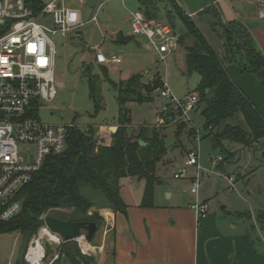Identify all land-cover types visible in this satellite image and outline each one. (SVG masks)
<instances>
[{"label": "trees", "instance_id": "1", "mask_svg": "<svg viewBox=\"0 0 264 264\" xmlns=\"http://www.w3.org/2000/svg\"><path fill=\"white\" fill-rule=\"evenodd\" d=\"M139 9L149 18L159 19L158 13L164 4H169L173 12L167 11L166 16L171 21L177 18L183 24L185 31L192 35L194 42L185 46V73L195 72L199 75V83L195 89L199 93V106H202L201 116L203 127L211 129L206 136L216 144L227 139L243 146H249L254 141L264 139V117L253 106L246 95L232 81L228 70L232 66H240L264 86V55L258 48L250 32L237 21H223L220 12L210 5L199 14L212 12L224 29L225 49L222 54L207 41L194 27L191 18L179 7L175 0H137ZM26 4L38 12L43 5L41 0H26ZM182 42V34L179 36ZM103 73L106 75V69ZM88 69V68H87ZM158 72L151 81L145 83L143 74H133L125 81L111 82L118 104L117 128L111 134L108 142H100L95 135L94 126L80 129L77 126L67 131L66 149L61 155L49 156L42 167L34 172L31 180L25 184L9 202L19 201L20 211L10 219L0 220V233L18 232L23 236L24 250L31 236L36 233L41 224L39 217L51 210L66 207L73 208L82 217L66 220H91L97 225L100 217L93 212L90 199L81 193L85 185L104 194L105 200L114 211H124L126 204L120 196L119 180L124 177H135L144 180L145 186L141 206L153 204L155 185L161 183V177L156 173V165L164 159L169 149L165 145L167 137L165 128H151L141 125L137 131H130L129 101H149L151 97H142L140 89L153 92L160 84ZM89 97L94 104V111L103 108V98L98 87V78L88 76ZM220 121H225L224 130L219 133ZM188 124L181 122L175 127L174 137L179 142V135L187 130V135L193 137L195 131ZM171 146V147H172ZM232 153L226 152L225 159ZM264 158V152H263ZM7 205L0 203V213ZM259 223L264 224V209L257 214ZM17 264H25L23 253ZM58 260L70 264H95L92 256L80 252L78 243L74 240L64 242L60 249ZM50 253L47 246L46 254Z\"/></svg>", "mask_w": 264, "mask_h": 264}, {"label": "crops", "instance_id": "2", "mask_svg": "<svg viewBox=\"0 0 264 264\" xmlns=\"http://www.w3.org/2000/svg\"><path fill=\"white\" fill-rule=\"evenodd\" d=\"M78 2L79 5H83L85 0ZM99 2L97 8L104 0ZM175 2L191 17L210 5L216 6L223 21L235 20L250 32L264 55V16L259 15L260 2L264 4V0H175ZM129 4L139 9L137 0H129ZM61 5L79 11L78 7L65 5L63 0ZM262 10L264 13V6ZM121 28L112 42L128 43L132 39L135 43L139 42L138 40L143 41L140 47L151 53L155 59L154 53L146 49L143 36L131 33L129 15L125 17ZM92 49L96 51L93 57L95 63H101L100 55L118 56L115 53H106V55L102 51V44ZM121 60L120 64H108L120 66L123 64V59ZM106 65L104 63L101 66L106 68ZM138 73H132L128 77ZM228 74L264 117V86L240 66L230 67ZM153 75L148 78H144L143 75V81L149 82ZM94 127L102 132L101 139L108 142L107 136L115 132L117 125L116 123L98 124ZM166 138L174 139L164 156V160L170 161V153L177 144L172 146L176 143L174 136L167 135ZM192 147L184 148L181 162L175 167V171L183 163L186 152ZM263 149L256 144L249 146L239 144L238 148L229 152L232 156L226 160L225 168L222 163L219 165L226 175L234 176V187L237 183H245V196L239 192L235 197L226 194V189L232 190V188L224 177L221 182L215 180L201 186L199 184L197 198L207 203L208 214L198 223L191 208L195 197L189 189L182 191L179 185L166 183L165 173H157L162 181L154 187L151 206L140 205L145 186L144 180L135 177L121 178L119 192L126 208L124 211H114L106 200L99 203L95 210L100 215V223L93 238L88 242V256L94 257L95 264H264V224L259 223L256 217L264 209V203L257 201L258 207L256 206L257 211H255L254 207H251L254 202L249 200L261 190V185L257 181L251 182L250 179L261 171L264 173ZM214 173L216 172L208 176ZM180 179H187L191 184V176ZM83 242L81 243L84 246ZM19 259L14 264H17ZM63 262L60 260L53 264H63Z\"/></svg>", "mask_w": 264, "mask_h": 264}, {"label": "built area", "instance_id": "3", "mask_svg": "<svg viewBox=\"0 0 264 264\" xmlns=\"http://www.w3.org/2000/svg\"><path fill=\"white\" fill-rule=\"evenodd\" d=\"M61 1L51 0L34 12L26 0H0V203L7 205L0 213V220L3 221L21 209L19 201L9 202L10 199L31 180L32 174L42 167L47 157L61 155L65 151L67 131L76 127L73 122L43 123L37 117L39 102L52 100L57 92L54 71L56 47L51 35L65 37L85 23H96V14L83 22L77 9L64 7ZM260 6L259 15L263 17V2H260ZM47 15L52 16L54 27L36 21L37 17ZM129 23L133 35L146 38L145 47L154 53L155 61L167 66L169 58L179 48L180 34L167 21L149 18L141 9L129 12ZM99 57L103 63L122 62L121 57L115 55ZM158 73L160 84L154 92H158L163 100L154 122L148 126L158 129L176 127L185 122L194 129L190 113L199 108V93L192 90L178 97L172 92L166 73ZM210 129L207 128L208 131ZM192 138L196 145L186 152L183 163L173 177L180 179L191 176L189 191L195 197L191 208L198 223L208 214L207 203L197 198L200 180L214 171L200 162L197 148L200 138L196 131ZM19 143L33 145L34 150L28 159L20 155ZM223 160L221 155L211 158L213 164ZM223 177L234 189V176L223 174ZM46 216L47 213H43L39 217L41 224L26 245L23 253L25 264H53L60 256L59 249L66 241L48 228ZM79 238L87 246H83ZM79 238L74 241L78 243L81 253L89 255V243L83 236ZM47 246L53 249L50 257L46 254Z\"/></svg>", "mask_w": 264, "mask_h": 264}, {"label": "rangeland", "instance_id": "4", "mask_svg": "<svg viewBox=\"0 0 264 264\" xmlns=\"http://www.w3.org/2000/svg\"><path fill=\"white\" fill-rule=\"evenodd\" d=\"M15 1L16 0H13V2ZM41 1L43 4H46L51 0ZM63 1L68 7L79 8L82 21L90 18L92 14H96V23H85L76 30L68 32L65 37H62L60 34L51 35V39L56 47L54 71L57 92L52 100L39 102L40 108L37 112L39 121L49 124H69L73 122L80 129L98 124L116 123L118 117V104L111 82L118 83L124 81L130 74L136 72L143 74L144 78L152 76L155 72H160L162 75L166 73L168 84L172 92L177 96H182L188 91L196 89L199 83V75L195 72L190 75L185 73V46L191 45L194 39L191 34L185 31L183 24L177 18H173L171 21L174 25V29L182 34V42L175 52L176 55L174 54V56L169 58L166 66L164 63L156 62L151 53L144 51L143 48L140 47L143 41L138 40V44L132 41L134 39L130 40L128 43L112 42L115 34L122 30L121 24L125 17L129 15V11L137 9L129 4V0L104 1L99 8H97V5L100 3L99 1L102 0H85L83 5H79L78 0ZM167 11L173 12L172 7L169 4H164L158 13V17L159 19L170 22V19L166 16ZM187 16L192 19L194 27L200 31L216 51L222 54L225 49L224 29L214 17V14L210 11L192 17L189 15ZM36 21L43 22L49 27H54L51 15H47L43 18L37 17ZM143 38L146 41V38ZM100 44H102V51L105 54L115 53L123 59V64L120 66L105 63L107 64L106 68L104 67L106 69V75H104L101 66L104 65V63H95L93 60L96 51L92 48ZM98 64H100V66ZM88 76H95L98 78V87L103 98V108L98 112L94 111V104L89 97ZM139 91L142 97L150 96L151 100L143 102L129 101L125 104L126 107L129 108L130 119V123L127 124V127L130 131L133 130V132L137 131L136 127L141 125L148 126V124L154 122L156 111L163 100L159 97L158 92L151 91L148 93L145 89H140ZM201 109L202 106H199L197 111L190 113L192 125L200 138L199 144H197L200 162L205 167H211L216 173L208 177H202L200 186L206 182L208 184V182H214L215 180L221 182L225 172L220 169L219 165L222 163V166L225 168L227 159L224 158L225 160L221 163L213 164L211 158H215L217 155L224 157L226 152H233L239 147V143L227 139L221 140V144L218 145L211 137L206 136L208 130L203 127V118L200 114ZM187 127L189 128L190 125ZM95 130V135L98 140L104 142V140L101 139L102 132H100L97 127ZM175 130L174 126H168L164 129V132L172 137L175 134ZM107 137L110 140L111 136ZM263 143L264 139H259L254 141L251 145L256 144L264 148V146H262ZM195 145L194 139L187 135V130H183L179 135L177 146L170 153L169 159L171 160L168 161L163 159L162 162L158 163L156 165V173H165L164 181L166 183L176 186L179 185L182 191H187L190 188L189 181H187V179L173 178V172L175 171V167L181 162V155L182 152H184V148ZM33 150V145L19 143L20 155L25 159H28V156L32 154ZM250 181H257L261 185L259 193H256L249 199L254 202L251 204V207H254L255 211H257V201L264 203V173L261 171L255 177L251 178ZM244 185L245 183H237L235 184V189H226L225 193L231 194L230 197H235L238 192L245 196L246 189ZM80 190L81 193L92 202V207L88 212H95L98 214L95 209L99 206L100 202L105 201L104 194L98 190L90 189L85 185H82ZM222 198L223 197H220V199ZM47 216H53L63 220L73 217H82V215L73 208L66 207L51 210L47 212ZM82 241L83 239L79 240L80 243ZM24 243L25 240L23 236L18 232L0 233V264H14V262L20 258L24 250ZM52 253L53 249L50 248V253L47 256L50 257ZM63 261V264H70L65 260Z\"/></svg>", "mask_w": 264, "mask_h": 264}, {"label": "water", "instance_id": "5", "mask_svg": "<svg viewBox=\"0 0 264 264\" xmlns=\"http://www.w3.org/2000/svg\"><path fill=\"white\" fill-rule=\"evenodd\" d=\"M226 126L225 121H220L218 126V132L221 133ZM174 142V139L166 138L165 145L170 146ZM91 215V212H88ZM45 224L48 228L61 235L63 240L72 241L79 237H84L86 242L91 241L96 230L97 224L91 220H63L53 216H46Z\"/></svg>", "mask_w": 264, "mask_h": 264}, {"label": "bare ground", "instance_id": "6", "mask_svg": "<svg viewBox=\"0 0 264 264\" xmlns=\"http://www.w3.org/2000/svg\"><path fill=\"white\" fill-rule=\"evenodd\" d=\"M52 237H53V234H51V233H49ZM81 239V238H80ZM80 239H78V240H80ZM84 241V240H83ZM84 243V242H83ZM85 246V245H84Z\"/></svg>", "mask_w": 264, "mask_h": 264}]
</instances>
